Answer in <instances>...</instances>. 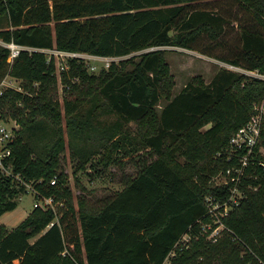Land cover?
I'll list each match as a JSON object with an SVG mask.
<instances>
[{
	"label": "trees",
	"instance_id": "16d2710c",
	"mask_svg": "<svg viewBox=\"0 0 264 264\" xmlns=\"http://www.w3.org/2000/svg\"><path fill=\"white\" fill-rule=\"evenodd\" d=\"M198 1L0 0L8 23L0 25V85L12 75L24 86L0 89V118L21 124L6 159L11 173L0 168V216L18 207L26 183L66 201L60 214L35 207L12 229L0 223V264H164L186 234L196 238L173 264L264 261V123L243 179L246 196L223 217L225 233L215 242L198 234L199 221L210 220L207 196L231 195V184L209 180L233 164L231 138L264 100V78L225 65L210 81L192 76L174 94L168 46L198 50L201 36L220 39L229 21L192 8ZM239 1L257 25L243 30L233 57L221 59L264 74V0ZM10 42L23 46L13 62ZM43 49L122 58L98 74L70 58L60 71L61 103L57 57ZM68 148L82 168L142 159L123 189L97 201L78 196L76 205L60 171Z\"/></svg>",
	"mask_w": 264,
	"mask_h": 264
},
{
	"label": "rangeland",
	"instance_id": "374dc122",
	"mask_svg": "<svg viewBox=\"0 0 264 264\" xmlns=\"http://www.w3.org/2000/svg\"><path fill=\"white\" fill-rule=\"evenodd\" d=\"M192 8L211 9L215 12L224 14L229 19V21L226 23L224 34L220 39H210L206 34L201 36L197 42L199 45L198 50L180 46H168L169 51L167 52V58L171 65L172 72L176 78V85L173 91L174 94H177L194 75L201 74L205 77L206 81H210L213 78L215 72L222 65L242 71L238 68L239 66L229 64L222 60L221 57H233L238 51L237 47L242 42L243 30L245 28H255L257 25L256 20L250 11L239 0H199L197 3L193 4ZM0 25H8L6 18H0ZM0 43L5 44V42L1 39ZM79 55L82 56L84 61L87 63L91 73L98 74L101 68L106 64V62L100 58L89 55L86 56V54ZM68 59V56L57 57V73L60 81L61 103H63L62 94H64V91L61 84L62 77L60 76V71L62 70V66L68 62ZM251 75L253 76V74ZM7 86L24 90L22 79L12 75L5 76L0 85V89H3V87ZM166 102L167 100L163 99L158 105V109L161 110ZM7 120L9 121L10 125H18V129L20 128L21 124L17 119L10 117ZM132 126L135 128L136 123L133 122ZM261 151L264 154V147L261 148ZM134 157L135 158L126 156L122 158L120 163H113L108 166H103L100 169L91 167L82 168L80 166L79 158L73 156L70 152V149L68 148L66 152L62 154L60 171L63 170L65 173H67L68 185L74 190V201L76 205H78V196H85L90 201H97L102 197L114 194L117 191L123 189L125 186L124 175H134L139 169V160L142 159V157L136 154ZM151 158V156H148L145 159L149 161ZM209 183L213 186L225 185V183H227L226 176L221 171L218 174L213 175L209 180ZM18 200V207L14 210L7 211V216H4V220L12 217L13 214L19 215V217L23 218V216H26L27 213H30L34 209L36 198L32 190L19 196ZM62 207H66L65 199L55 200V211L57 214L62 213L60 212L62 211ZM3 219L0 216V223L4 221ZM223 223V219H210L204 221L198 234L204 235L207 237V239L215 242L225 233V226ZM8 224L9 225L6 224L8 228H10L9 226H15V223L13 222ZM215 229H218L219 232H215ZM195 238L196 236L188 234L185 235L184 239L178 245V253L179 251H183L186 247H188L192 239ZM34 239L35 238H33L32 241Z\"/></svg>",
	"mask_w": 264,
	"mask_h": 264
},
{
	"label": "built area",
	"instance_id": "2783aa9c",
	"mask_svg": "<svg viewBox=\"0 0 264 264\" xmlns=\"http://www.w3.org/2000/svg\"><path fill=\"white\" fill-rule=\"evenodd\" d=\"M6 45L9 46L11 49L9 61L13 62L14 59L20 53L21 48H23V46L18 45L15 42H10ZM43 50L49 53V59H51L52 55H55L56 57L68 56L69 59L72 57H80L81 59H83L82 56H80L79 54H86V56H94L106 62L104 67H110L113 61H119L122 58L117 56H99L89 53H81L59 49ZM68 67L69 63L67 62L65 65L62 66V70ZM238 68L248 75L253 74V76L256 75L257 77L264 78V74L260 73L258 70H249L242 67ZM256 109V112L252 115L248 123L239 128L238 131L232 136L230 144L226 149V153L228 154L229 160L233 162V164L226 169V172H224L226 176V182L231 184V196L224 201L219 199L214 194H210L206 198V205L208 208L207 213L209 218L212 220L223 219V217L228 215L230 211L234 208V205L239 204L241 199L246 196L245 191L243 189V186L245 185L243 179L247 178L248 176L249 166L256 163L257 160L258 151L256 150V147L260 142L264 123V100L256 106ZM17 129L18 125H10L7 119L0 118V168L3 171H6L7 173H11V169L8 168V166L6 165V159L12 153L13 141L16 136ZM260 162L264 165V160H261ZM56 181L57 177L52 180V183L54 184L56 183ZM26 184L28 192L32 190V192L35 194L36 200L34 203V208H52L55 210V198L53 196L41 195L31 183ZM204 221L205 220H200L199 222L201 223V225H203ZM52 224H54V222H52ZM223 225L225 226V223H223ZM215 232L218 233L219 230L215 229ZM179 244L180 242L170 252L164 264H173L172 259L178 254ZM258 264H264V261L260 259Z\"/></svg>",
	"mask_w": 264,
	"mask_h": 264
},
{
	"label": "crops",
	"instance_id": "0c3cea01",
	"mask_svg": "<svg viewBox=\"0 0 264 264\" xmlns=\"http://www.w3.org/2000/svg\"><path fill=\"white\" fill-rule=\"evenodd\" d=\"M7 212H5L2 216H1V218L3 219L4 218V216H7V214H6ZM6 214V215H5ZM29 215V213H27L26 214V216H23V218H21V217H19V215H16V214H13L12 215V217H10V218H7V219H3L4 221L2 222V223H5V224H7V225H9L8 223H10V222H13V223H15L14 225L15 226H17L20 222H22L27 216ZM1 222V221H0ZM15 226H9L10 228H12V227H15ZM35 240V239H34ZM33 240V241H34Z\"/></svg>",
	"mask_w": 264,
	"mask_h": 264
}]
</instances>
